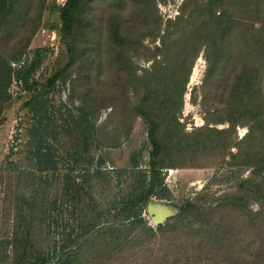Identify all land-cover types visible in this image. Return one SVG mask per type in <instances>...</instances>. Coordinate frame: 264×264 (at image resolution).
<instances>
[{
	"label": "rangeland",
	"instance_id": "1",
	"mask_svg": "<svg viewBox=\"0 0 264 264\" xmlns=\"http://www.w3.org/2000/svg\"><path fill=\"white\" fill-rule=\"evenodd\" d=\"M10 2L0 264H264V0H80L70 32L67 0ZM36 62L56 126L31 160Z\"/></svg>",
	"mask_w": 264,
	"mask_h": 264
},
{
	"label": "trees",
	"instance_id": "2",
	"mask_svg": "<svg viewBox=\"0 0 264 264\" xmlns=\"http://www.w3.org/2000/svg\"><path fill=\"white\" fill-rule=\"evenodd\" d=\"M11 1V0H10ZM16 1V0H12ZM80 0H67L65 3L64 7L61 9V19L62 23L64 26V29L68 32H70L73 28L74 25V12L79 4ZM11 2L9 4V0H0V8L1 12L5 10L7 6H11ZM254 30V28H253ZM257 43H262L264 44V41H256ZM211 43L208 44V48L210 47ZM264 49V47H263ZM215 50L216 45H215ZM228 52L233 53L232 46H228ZM231 60V59H230ZM232 62V61H231ZM229 60L227 61V65L229 66ZM36 64L38 62L34 63L33 66H31L28 70L20 72L19 74V79L23 82L24 88L28 92H34L32 96H30L29 101L27 103V107L30 108V111L32 113V120H33V125L31 128H28V140L26 141V145L30 148L31 150V155L30 159L34 160V158L37 156H40L41 158H44L46 155L44 154H37L40 153V149L43 148V145L47 143V137L49 136L50 132L52 129L56 126V121H52L53 118H55V112L54 111V104L51 99L48 98V92L46 89L40 94V92L36 91L37 86L39 85L35 81L30 82V77L32 72L36 68ZM212 70V69H211ZM56 77H53L49 81V86L53 85L55 82ZM251 78L248 77L247 75L243 78L242 77V82L244 81L246 86L250 88V84L247 81H250ZM241 84V83H240ZM240 85L237 87L239 88ZM50 93V92H49ZM240 98V97H239ZM250 100V96L248 97ZM142 106H140V110L137 111V114L142 117H147V114L142 111ZM85 113V112H84ZM58 121V120H57ZM60 126V124H59ZM150 139L154 145V148L158 149V144L156 143L157 138H156V133L155 130L150 132ZM153 159L155 160L156 157L155 155L153 156ZM155 167L156 165L153 164ZM58 184L62 183V180L58 179Z\"/></svg>",
	"mask_w": 264,
	"mask_h": 264
},
{
	"label": "water",
	"instance_id": "3",
	"mask_svg": "<svg viewBox=\"0 0 264 264\" xmlns=\"http://www.w3.org/2000/svg\"><path fill=\"white\" fill-rule=\"evenodd\" d=\"M148 209L149 214L154 217L153 222L155 224H159L160 222H162L168 213L167 209L155 205H150Z\"/></svg>",
	"mask_w": 264,
	"mask_h": 264
}]
</instances>
